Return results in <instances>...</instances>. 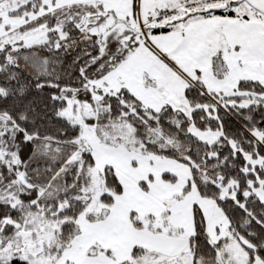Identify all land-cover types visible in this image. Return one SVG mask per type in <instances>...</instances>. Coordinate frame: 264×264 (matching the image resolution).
I'll use <instances>...</instances> for the list:
<instances>
[{
    "label": "snow or ice",
    "instance_id": "1",
    "mask_svg": "<svg viewBox=\"0 0 264 264\" xmlns=\"http://www.w3.org/2000/svg\"><path fill=\"white\" fill-rule=\"evenodd\" d=\"M0 264H264V0H0Z\"/></svg>",
    "mask_w": 264,
    "mask_h": 264
}]
</instances>
